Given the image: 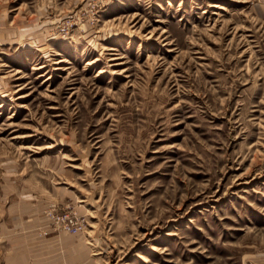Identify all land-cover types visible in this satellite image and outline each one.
Returning <instances> with one entry per match:
<instances>
[{
  "label": "rangeland",
  "instance_id": "obj_1",
  "mask_svg": "<svg viewBox=\"0 0 264 264\" xmlns=\"http://www.w3.org/2000/svg\"><path fill=\"white\" fill-rule=\"evenodd\" d=\"M16 203L88 264H264V0H0V264Z\"/></svg>",
  "mask_w": 264,
  "mask_h": 264
},
{
  "label": "crops",
  "instance_id": "obj_2",
  "mask_svg": "<svg viewBox=\"0 0 264 264\" xmlns=\"http://www.w3.org/2000/svg\"><path fill=\"white\" fill-rule=\"evenodd\" d=\"M16 208L19 215L31 216L37 224L36 228L25 232L22 229L9 231L5 228V236L13 241L12 254L7 264H88L90 263V249L80 238L67 234L46 238L43 236L48 229L49 221L43 212L37 213L33 205L16 203L11 209ZM30 222V221H29ZM34 224V225H35ZM29 225L27 222L21 226ZM46 225V226H45ZM42 228V229H40ZM40 229V230H39ZM31 244V246H29Z\"/></svg>",
  "mask_w": 264,
  "mask_h": 264
},
{
  "label": "built area",
  "instance_id": "obj_3",
  "mask_svg": "<svg viewBox=\"0 0 264 264\" xmlns=\"http://www.w3.org/2000/svg\"><path fill=\"white\" fill-rule=\"evenodd\" d=\"M49 214L52 215V213H49ZM50 218L52 219L50 225L55 224V223H56L55 219H54L53 217H51V216H50ZM67 231L71 233V230H70L69 228H67ZM76 232H77V231H76Z\"/></svg>",
  "mask_w": 264,
  "mask_h": 264
}]
</instances>
